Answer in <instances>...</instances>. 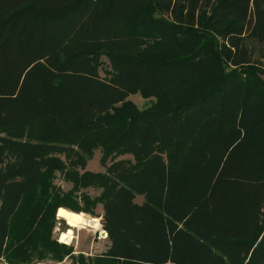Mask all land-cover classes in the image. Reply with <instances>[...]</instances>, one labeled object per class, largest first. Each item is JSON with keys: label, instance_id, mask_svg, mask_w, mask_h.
Wrapping results in <instances>:
<instances>
[{"label": "trees", "instance_id": "trees-1", "mask_svg": "<svg viewBox=\"0 0 264 264\" xmlns=\"http://www.w3.org/2000/svg\"><path fill=\"white\" fill-rule=\"evenodd\" d=\"M247 40L264 43V0H0V260L264 264V68ZM98 204L103 253L51 239L55 212Z\"/></svg>", "mask_w": 264, "mask_h": 264}, {"label": "rangeland", "instance_id": "rangeland-1", "mask_svg": "<svg viewBox=\"0 0 264 264\" xmlns=\"http://www.w3.org/2000/svg\"><path fill=\"white\" fill-rule=\"evenodd\" d=\"M246 45L252 53V59L254 62L258 63L264 68V43H258L255 40H247ZM104 66L107 68V59L102 58ZM103 68L99 70V75L104 76ZM138 108L149 105V101L145 99L140 93L135 92L128 97ZM101 151L100 149H95L91 158L87 161L86 169L93 172L104 171V166L100 161ZM125 157H129L126 155ZM53 183L59 186L63 191L70 189L71 185L65 182L62 177L57 172ZM89 195L95 196L99 193V189L87 188L85 190ZM135 201L140 203L142 201V196L139 195L135 198ZM81 203V202H80ZM66 209V210H65ZM54 217V225L51 231V239L58 243H63L66 246H72L73 255L83 254L84 258L89 256L100 255L103 253L107 246L108 240L102 236L103 231L101 224V214L102 207L98 204L95 208V215L90 214L82 215L74 213L67 208H63L61 213ZM52 252H47L46 256L42 259L38 257L33 259L32 264H75L72 257H64L61 261H56L51 254ZM87 264V261H85ZM0 264H25L24 262L11 263L6 258L0 260Z\"/></svg>", "mask_w": 264, "mask_h": 264}, {"label": "water", "instance_id": "water-1", "mask_svg": "<svg viewBox=\"0 0 264 264\" xmlns=\"http://www.w3.org/2000/svg\"><path fill=\"white\" fill-rule=\"evenodd\" d=\"M103 232H104V235H106V236H107V233H106V231H105V230H103Z\"/></svg>", "mask_w": 264, "mask_h": 264}, {"label": "bare ground", "instance_id": "bare-ground-1", "mask_svg": "<svg viewBox=\"0 0 264 264\" xmlns=\"http://www.w3.org/2000/svg\"><path fill=\"white\" fill-rule=\"evenodd\" d=\"M101 234H102V236H105L103 231L101 232Z\"/></svg>", "mask_w": 264, "mask_h": 264}, {"label": "built area", "instance_id": "built-area-1", "mask_svg": "<svg viewBox=\"0 0 264 264\" xmlns=\"http://www.w3.org/2000/svg\"><path fill=\"white\" fill-rule=\"evenodd\" d=\"M104 238H106V235L104 236Z\"/></svg>", "mask_w": 264, "mask_h": 264}]
</instances>
